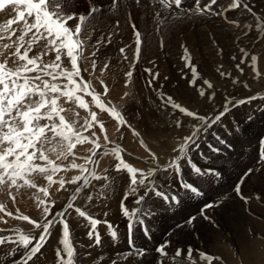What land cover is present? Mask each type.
Here are the masks:
<instances>
[{"label": "snow or ice", "instance_id": "1", "mask_svg": "<svg viewBox=\"0 0 264 264\" xmlns=\"http://www.w3.org/2000/svg\"><path fill=\"white\" fill-rule=\"evenodd\" d=\"M157 2L165 12H171L173 17L180 15V13L172 12V9L173 5L176 9H180L182 0H157ZM136 3H140V0H136ZM216 3L217 0H211L210 3L200 7V0H196L195 9H188L183 14L189 17L193 13L223 15L221 12H212V6ZM117 6L118 0H112V7L116 8ZM240 7L252 13V8L245 0H231L230 9ZM100 11L101 9L91 5L87 14L69 13L65 11V0H0V12H12L14 15V19H8L6 23L0 24V193L6 192L7 195L11 196L13 188L16 190L25 186L37 188V184L30 179L33 174L43 176L49 186L58 184L57 192L60 190L68 191L65 187L66 184L76 185L68 198V202L62 206L60 211H53L57 201L51 198L48 188L39 187V192L43 193L45 197V199L38 198L37 204V207L41 208L42 219L33 220L27 215L15 216V219L27 221L33 229L40 230V232L37 238L32 232H25L17 228L14 230V235L0 236V246L13 245L6 255L14 256L21 248L24 250L20 260L15 261L14 264H29L30 261H33L47 243L52 234V229L58 225L60 226L58 232L61 247L56 249L57 264H77V248L73 243L70 221L66 215L70 210L87 222L89 228L87 236L92 241L89 247L101 245L102 238L99 231L101 224L106 226L110 238L114 242L118 239V233L109 221L94 218L81 207L76 206L81 193L92 185L93 180L104 181L102 187L111 188L107 175H98L95 167L88 168L85 164L75 163L77 157L74 149L77 148V145L83 146L85 144L93 145L92 154L82 157V159L86 161V164L97 165L99 163L95 159L97 150L101 148L99 137L96 131H92L90 135H84V132L98 125L99 131L103 133L104 141L111 143L103 121L98 118L97 111L91 109L84 97H91V104L99 112H106L117 121V132L122 127H126L131 130L134 136H140L124 119L120 111L114 106H110V102L106 103L109 88L104 80H98L103 91L97 92L92 81L85 80L82 75V71H89L87 67L83 66L89 61L92 72H95L97 68L96 59H90L84 54V49L88 46L91 35L85 39H81V35L85 31L88 20L94 18L95 14ZM157 15L159 16L160 13L157 12ZM166 19L167 16L161 20V23ZM70 21L74 22V28L69 27ZM231 23L239 27V22L231 21ZM118 24L119 21H117ZM12 25H16V27L13 28ZM132 27L136 37L135 57L139 59L142 44L141 33L134 24ZM256 27H264V22L258 23ZM14 36L15 39H13ZM6 39L10 43H3ZM107 43H111L110 37ZM100 45L101 41L97 40L94 46L96 51L91 53V57L97 56ZM161 45L163 46V41H161ZM119 51L123 55L125 49L120 48ZM185 51L187 53V49ZM50 53H55V59L46 63L44 57ZM62 56H65L70 62V69L63 67ZM124 59L127 57L124 56ZM184 59L186 67L191 68L193 75V79L189 83L195 84L199 74L191 64L190 56L185 55ZM251 60L255 65L257 57L251 56ZM108 68L109 64L105 63L101 73ZM237 68H240L239 64ZM146 71L151 72V69ZM125 75L130 78L132 72L129 71ZM220 75L224 77L231 74L220 72ZM158 77L159 73H156L152 80L158 79ZM152 80L149 81L150 84ZM61 81H65V83H61ZM233 83H238V81L233 80ZM204 84L209 89L213 87L207 80L204 81ZM247 86L245 84V87ZM128 95L129 93H125V96ZM199 95L202 97L206 95L203 87L199 89ZM215 95L213 92L207 98L214 99ZM62 99L88 112V118L84 120L79 129L74 127L77 123L76 120L69 122L62 114L66 111L60 104ZM160 99L164 106L170 105L186 117H192L198 123H194L190 134L184 136L182 142L172 149L173 153L177 154L163 166L159 164L156 153L151 151L143 139H140L139 143L150 157L149 160L145 161L148 164L146 170L136 168L126 162L119 145L111 148L110 152L117 161L115 170L118 172L126 171L129 176L128 187L120 201L121 213L128 220V239L131 249L128 253L129 258L147 254L146 249L137 248L134 245L133 233L134 229L139 226L145 237L150 238L151 233L146 224V218L153 215L154 212L145 211L144 205L147 204L152 195L162 200L169 209H174L185 198L203 197L205 195L201 187L203 183L218 182L221 179V171L208 163L212 160V156L201 150L202 136L207 134L215 125L220 124L233 108L252 103L258 99V96L253 95L235 101L226 96L222 110L211 117L190 111L176 103L171 96L165 97L161 94ZM74 115L78 117L79 113H74ZM248 119L250 120L251 116ZM175 126L181 127V121L176 120ZM236 131H239L238 126H236ZM212 136L218 145H223L226 148L231 147V144L217 133H212ZM207 148L210 153L217 156L223 151L222 148L211 143H207ZM50 153L55 154V159L50 158ZM192 153L198 154L205 161V164H198L193 159ZM108 154L109 152L105 151L104 155ZM258 156L261 161H264V138L258 142ZM69 157H72V162L66 167L57 163L60 160L66 161ZM185 165L187 171H185ZM69 168L79 169L80 175L72 177L70 181H65L63 177L59 180L54 179L57 173ZM169 170L175 176L174 183L179 189L177 192H165L157 183L158 173L163 172L167 176ZM254 171V169L248 168L235 186L236 195L241 196L245 202L248 201V197L242 195L241 183ZM100 196L103 197L104 193H100ZM12 199L15 200V197ZM129 199H132L135 205L131 209L126 205V201ZM93 201V194L87 192L84 202L91 204ZM219 206L220 201H206L197 214L188 216L184 221L178 223L176 228H194L199 219L207 220L210 224L215 225V221L208 213L209 210ZM3 210L4 205L0 204V211ZM8 215L12 216L13 214L9 212ZM104 215L107 216V213ZM2 219L3 217H0V220ZM4 223L7 221L5 220ZM170 244L171 239L161 243L156 247V252L161 256H167L166 249ZM191 253L192 249L189 247L186 253L189 258H191ZM182 254H185V250L177 248L173 260ZM202 256L208 261V264H211V259L207 254H202ZM113 264L116 262L113 261ZM159 264H164V262L160 261Z\"/></svg>", "mask_w": 264, "mask_h": 264}, {"label": "rangeland", "instance_id": "2", "mask_svg": "<svg viewBox=\"0 0 264 264\" xmlns=\"http://www.w3.org/2000/svg\"><path fill=\"white\" fill-rule=\"evenodd\" d=\"M69 1L70 0H65V11L69 13L76 11L75 8H77L76 11L77 14L80 13L87 14L88 8L91 5H94L98 9H101L100 12H97L95 14L94 18H90L88 20L85 26V31H83L81 35V39H85L89 35H91V39L88 40V46L85 47L84 49V54L90 57V59H96L97 68L95 72H92L91 63L89 61L83 65L84 67H87L89 71L88 72L82 71V75L84 76L85 80L92 81V84L97 92L103 91V87L102 85L99 84L98 80L99 79L104 80V82L108 85L109 88V95L106 97V103L110 102V106H114L118 111H120L124 119H126L128 123L131 124L132 128H134L140 134V136L139 137L134 136L131 130L126 127H122L120 131L117 132L116 130L117 121L108 113L99 112V110L96 109L95 106L91 104V97L85 96L84 99L89 103V106L93 111H97L98 115L101 114V116L99 115L98 118L103 121L107 134L109 133L111 128L113 129V126L115 127V129H113L115 132L112 131L113 134L110 131L111 136L113 135L111 139L112 141L110 140L112 142L111 145L118 143V145L121 146L123 144L125 148L121 146L122 156L123 157L126 156L124 157V159L136 168L138 167L140 169L146 170V167L141 168L139 166L134 165L136 163L133 162L131 163L130 161H128L129 159H127L126 154H129V152L131 151L133 152L134 148L135 149L138 148L139 150L142 149L140 150L141 153L145 152V148L141 147L139 143L140 139H143L145 144H147L148 147L150 148L148 142H152L155 144L154 142L155 138H157V136L160 135V137H158L160 139H157V146L160 147L157 149L160 150L161 152L164 151V153H167L168 147L170 145L169 139H167V137L171 136V134L169 131L164 130L166 129L165 125L171 123L174 130L176 128L178 129L179 132H182L181 130H183V132L185 133L183 134V137L185 135H189V132L186 133L184 130V128L187 126L185 124L188 122L187 119L188 117H186L183 113L179 112L178 110L173 109L170 105L164 106L163 101L160 99L161 94H163L165 97L171 96L176 103L181 104L183 107L189 109L190 111L199 112V113L206 112L210 106L220 105L219 104L220 102L221 104L224 103V99L228 93L227 90L232 87L233 88L240 87L243 90H245L244 92L246 94L245 95L246 98L253 95L258 96L259 98V96L264 95L262 94V92H264L263 90L264 71L259 69L262 65L264 66V63L261 66H257L256 64L255 66L253 65L251 60V56H256L257 59L258 57H260V61L264 62V45H263L264 42L262 43V41L258 39L259 37L256 36L254 38L251 37L254 34L251 31L256 29L255 27H253L251 31L248 30L247 32L246 30L247 33L246 32L244 34L240 33V35L238 34L239 36H236V34L235 35L231 34L228 31V25H226L227 23L229 24L231 23V21H233L230 17V14L238 11H241L242 13H244V15L246 14V16L243 18L245 22L246 21L252 23L255 22L256 24L264 22V9H263L264 0H245V2L252 8V13L246 12V10L243 7H240L241 9L240 8L230 9L229 5L231 3V0H217V3L212 6V12L213 13L221 12L223 13V15H219V16L199 15L193 13L191 17L184 15L183 11L185 13L189 8L195 9L196 0H182V6L180 9H176L175 5H173L172 12L180 13L178 17H173L171 12H165L160 7L157 0H140V3H136V0H118V6L116 8L112 7V0H82L81 4H79L78 2L73 4V0H71L70 2ZM210 2L211 0H200V7H203L204 5ZM157 12L160 13L159 16L157 15ZM165 16H167V19L164 20L163 23H161V20ZM117 21H119L118 25H117ZM236 22H238V20H236ZM133 24L136 26V29L140 31L142 38L141 52L139 59H136L135 57L136 37L134 35V30L132 27ZM109 37L111 38L110 44L107 43ZM6 40H4L3 43L6 42ZM97 40L101 41L98 54L96 57H91V53L93 51H96V48L94 46L96 45ZM161 41H163V46L161 45ZM120 48L125 49L123 55L119 51ZM185 49H187V53ZM254 49H257L260 52H256L254 51ZM256 53L259 55L257 56ZM260 53L262 55H260ZM185 55L190 56L191 64L196 68V71L199 74L198 80L195 84L189 83V81L193 79V75L191 68L186 67V61L184 59ZM124 56H126L127 59H124ZM46 57L47 58H44L45 62H50L55 59V56L53 57L54 59L50 56H46ZM64 58L66 57L64 56ZM65 61H63L64 62L63 67H66L68 64L70 65V62L68 60L66 62ZM105 63L109 64V68L107 70H104L103 73H101V69H103ZM65 64L67 65L64 66ZM238 64L240 65V68H237ZM69 65L67 66L68 68H70ZM147 69H151V72L146 71ZM241 69H243V71H241ZM129 71L132 72V76L130 78L125 75V73ZM220 72L230 73L231 75L222 77L220 75ZM248 72H250V74L254 73L255 76L253 75L251 78H249ZM156 73H159L158 79L152 80L153 75H155ZM150 80H152L151 84L149 83ZM205 80L209 81L213 85L211 89L207 88V86L204 84ZM233 80L238 81V83H233ZM245 84H247L248 86L256 85L259 90H263V91H257L256 89H251L248 86L247 89V87H245ZM201 87H203L205 90L206 95L204 97L199 95V89ZM246 89L248 90V92ZM213 92H215L216 94L215 98L208 99L207 97L211 96ZM125 93H129V95L125 96ZM239 96L241 95L237 94L236 96L234 94L232 96H227V97L229 98L231 97L234 99L236 98L237 100H239L238 99ZM60 103L61 106L66 109V111L62 113L63 115H65L66 120H68L69 122H71L72 120H76L78 123H76V126L74 127L79 129L80 127L77 126L82 125L84 120L88 118V114L85 113L86 110L79 108L77 105L72 104L71 102H65L63 99L60 101ZM263 104L264 103L262 102H258V103L256 102L255 104L249 103V104H245V106L241 105L243 109L248 108L249 110H241L238 108H236L235 110L236 112H238L239 117H241L242 119L246 118L245 120L246 123V121L249 120L248 119L249 116H251V119H253L259 116V114L264 113ZM81 111L84 112V116L82 115L83 113ZM74 113H80L81 115L77 117L76 115H74ZM177 119L181 121V125H182L181 127L175 126V122ZM227 119L228 117H226V120ZM258 119H262V118H260L259 116ZM236 120L237 119L230 118L231 123L229 122V119L225 122L226 124L229 125V130H230V134H228L229 136H225V140H227L228 143L231 144L230 149L224 147L223 145H218L216 140L214 139L212 140V144L220 148L222 146L223 151L222 154H220L222 156L228 155L230 151H231L230 153L234 152L235 149L240 150L243 156L236 154L235 155L236 157L234 156L232 157V159L230 160L228 159V162L221 163V167H220L221 169L215 167L217 170L221 171L222 177L218 182L203 183L202 185L205 188L201 185L202 190L205 193L203 197L205 198L200 197L201 199L200 198L189 199V206H188V199L185 198L178 207L174 209H169L168 206L162 200L159 199L158 201L157 200L158 198L156 199L155 197L154 199L153 198L154 195H152L148 200L146 206L144 205L146 207L145 210L147 211L151 210L154 212L155 210L153 214L154 216L151 215L147 217L148 220L146 218V224L148 225L151 233L150 238L145 237L143 231L139 226H137L134 229V233H133L134 245L137 248L144 247V249L147 250V254L144 256L136 255L135 257L132 256L131 259H129L128 253L131 251V249L128 243L129 242L128 222L124 223L120 227L118 226L119 218H125L120 210V201L123 197L125 190L127 189L126 187H128L129 176L126 173V171H120L121 175H125L123 181L120 182L118 178L109 180V183L111 184L110 189L103 188L102 185L105 182L102 181L99 184H96L97 185L96 188L98 191L94 189L90 190V192L93 191L98 195L96 196V199L98 200L99 203L105 202L108 205H110L109 210H107V212L110 214V216H112L111 223L113 227H115L114 230H116L118 233V239L115 242L112 239H111L112 241L110 240V248L112 250H109L110 248L108 249L106 244H104L105 242H102V247L96 250V253L98 255L97 260L99 261V264H102V262L103 264H113V261H115L116 264L119 263V261H130L133 262V264H159L160 261H163L164 263L167 262L165 256L162 257L156 252V247L161 243L168 241L167 239L169 238H167V236L164 237V234L166 235H168L169 233L174 234L175 232L177 234L178 229L176 230L175 226L178 223L184 221L186 217H188V215L190 216L188 212H190L191 215L197 214L200 207H202L206 201L213 200L214 197H217L214 198L216 199L214 201H220V205H223L222 202L225 203L230 200H231L230 202L232 201L234 202L235 199L234 197H232V193L235 194V186L237 182L240 181L241 177H243L244 172L247 171L246 169L252 168L255 171L249 177L245 178L241 183L242 194L248 189L251 179H254L253 176L258 175L261 172V168L257 167L255 162L258 157V142L260 141L261 138H264V133H263L264 129L262 127H258L253 131L246 130V134L251 140L247 142L245 145L244 143L241 142L242 146L236 147L233 141L228 139L229 137H232L234 135V134L232 135L231 130L233 129L232 126L233 124L236 123L235 122ZM262 124H263L262 121L258 122V125H262ZM220 125L217 126V130L215 133L218 132V135L221 134L220 136L223 137L222 134H225L227 130V125L226 126H224L225 124L221 125L222 129L224 127L223 130L226 129L225 131L221 130ZM98 127L99 126L97 125L94 129H92V131L93 130L96 131L97 133L100 134L101 138H103V133L101 134ZM253 127L254 126L252 127L248 126V129H251ZM108 128H110L109 131ZM92 131L90 129L87 132H89L90 134ZM241 131L239 130L238 132H235V135L239 134L238 136L240 135L242 136L243 131L242 132ZM255 132L257 133V135ZM143 135L145 136L143 137ZM113 138L114 140L117 139L115 140L117 143L113 140ZM182 139L183 138H181L180 140L181 142ZM204 139L205 138L203 137L200 143ZM163 146L165 149L163 148ZM162 148L164 150H161ZM151 151L154 152L153 149H151ZM244 154H245V158H244ZM75 161H76L75 163L80 164V161L77 160ZM259 162H261L260 159H258L257 163ZM160 165L162 166V164ZM186 168L187 166L185 165V169ZM117 173L119 172L117 171ZM171 174L172 172L171 170H169V175ZM98 175H102V174H98ZM260 175H262V173ZM30 178H35V180H37V177L33 175ZM158 179L162 180L161 177L160 178L157 177V180ZM94 182L96 183L95 180ZM157 183L159 184L161 183V181H157ZM227 184L230 186H228ZM161 185L163 186V184H160V187ZM173 185H175L174 182L169 187L164 185L161 188L163 190H166L165 192H171L169 191L171 189L172 191L173 189L178 191L179 189L176 186L171 188ZM44 187L48 188V185L47 186L45 185ZM65 187L68 189V191H65V196L69 197L71 192L76 187V185L66 184ZM123 187L125 188L124 190ZM222 187L227 188V190L226 189L223 190ZM102 190L105 192H103ZM48 191L50 193L49 188ZM100 193H104V196L101 197ZM50 194H51V198H53L52 193ZM42 197L45 198L44 195H42ZM96 199H94V201H96ZM156 200L157 202H154ZM128 201H130V199ZM126 205L129 207V209H131L134 203L127 202ZM147 205H150L148 206L149 208L147 207ZM188 207L190 210L188 209V212H186ZM194 207L197 208L199 207V208L197 209ZM171 214L173 215L174 218H172ZM177 214L179 218L177 217ZM152 217H154L155 220L157 221H155ZM164 218L166 220L167 218L168 219L170 218L172 220L169 219L166 221L164 220ZM174 219H176V222L174 221ZM149 222L152 223L149 224ZM153 223L155 224V226L153 225ZM171 229L173 230L170 231ZM158 232L160 234H158ZM163 232L165 233L163 234ZM155 238L157 240H155ZM103 239L104 238H102V240ZM208 247L210 246L208 245ZM236 247L240 249L238 243L236 244ZM117 251H120L119 252L120 254ZM166 251L168 252L167 256L170 257V261L172 259V261L183 263V260L182 259L180 260V258L178 257L175 258V260H173L174 257L173 255L175 254V250H173V248H169ZM181 256L184 255L182 254ZM93 259L94 258L91 257L90 261H92ZM231 263L235 264L234 261H232ZM240 264H245V262L241 261Z\"/></svg>", "mask_w": 264, "mask_h": 264}, {"label": "bare ground", "instance_id": "3", "mask_svg": "<svg viewBox=\"0 0 264 264\" xmlns=\"http://www.w3.org/2000/svg\"><path fill=\"white\" fill-rule=\"evenodd\" d=\"M81 1L82 0H73V4H75L77 2L79 4H81ZM75 10L77 11V8H75ZM76 11H74V12L77 13ZM258 11H260V10H258ZM246 12H247V10H246ZM183 13H184V11H183ZM245 16H246V14L244 15V13H242L241 11L233 12L232 14H230V17H231V19L233 21L238 20L239 27H237L233 23H229V24L227 23L226 25H228V31L231 34H234V35L236 34V36H239L240 33L241 34H244L246 32V30L248 32V30L251 31V29L253 27H255L256 29H254V30L251 31L254 34L252 36L250 34V36L252 38H254L255 36L256 37H259L258 39L261 40L262 43H263L264 42V27L257 28L256 27L257 24L255 22L254 23L248 22V21L245 22V20L243 19ZM8 19H14V15H13L12 12H8V13L0 12V24L6 23V21ZM243 20H244V22H243ZM74 26H75L74 25V22H71L70 21L69 22V27H73L74 28ZM12 27L15 28L16 25H12ZM17 34H19V33H17ZM13 39H15V36L13 37ZM4 43H10V41L6 40V42H4ZM259 45H257V46H259ZM257 49H259V48H257ZM257 49H254V51L260 52ZM258 55L259 54H257V56ZM260 55H262V54L260 53ZM48 56H50V57L53 58L55 56V53H50ZM44 58H47V57H44ZM65 60H66V58H64V56H62V61H65ZM67 63H69V62H67ZM263 63L264 62L260 61V57H258L257 61L255 62V64L257 66H261ZM66 65L67 64H65L64 66H66ZM259 69L262 70V71H264L263 70L264 69V66L262 65ZM248 73H249V75H248L249 78H251L254 75V73L253 74H250V72H248ZM61 83H65V81H61ZM248 87H250L251 89H256L257 91H263L264 90V88H263V90H259L256 85H249ZM248 87H247V89H248ZM244 91L245 90H243L240 87H235V88L232 87V88H229L227 90V92H228L227 93V96H232L234 94L237 96V94H239L241 96H239L238 99H244V98H246V96H245L246 94H245ZM247 92H248V90H247ZM262 94H264V92H262ZM230 99L232 101L237 100L236 98L234 99V98H231V97H230ZM256 102L257 103L258 102L264 103V95L259 96V98L256 99L255 102H252L251 104H253V103L255 104ZM219 104L221 106L220 105L210 106L206 112H202V113L196 112V113H198L199 115H205V116H209V117L214 116L215 114H217L219 111L222 110L223 103L221 104V102H220ZM229 106L231 107V105H229ZM236 108L241 109V110H249V109L248 108L243 109L242 106L235 107L226 116V117H228L229 122H230V118L231 119L232 118L233 119H237L235 121L236 123L233 124V126H232L233 129L231 130L232 131V135L233 134L234 135L232 137H229L228 139L229 140H232L233 143L236 145V147L237 146L238 147H241L242 146L241 142L244 143V145H245L247 142H249L251 140L248 137V135L246 134V130H252L253 131V130L257 129L258 127H262L264 129V126H263L264 125V113L259 114L260 118H262V119H258L259 116H257V117H255L253 119L247 120L246 123H245L246 118H243L242 119L241 117H239L238 112H236V110H235ZM69 113H71V112H69ZM82 113H83L82 115L84 116V112H82ZM85 113L88 114L86 111H85ZM80 115L81 114L79 113V116ZM99 115L101 116V114H99ZM85 117H87V116H85ZM226 117L223 118L222 122L220 123L221 125L222 124L223 125L225 124L224 126L227 125V130L225 129L226 130L225 134H222V136H223L222 138H224V139H225V136H229L228 134H230L229 125L225 123L228 120V119L226 120ZM175 119H176V117H175ZM187 119H188V122L185 124L187 126L186 127L184 126L185 127L184 130H185L186 133L189 132V134H190V132L192 130V125L194 123H198V122L195 121L192 117H188ZM260 121L263 122L262 125H258V122H260ZM220 124L215 125L212 129H210V131L207 134H203L202 138L204 137L205 139L201 142V150L203 152L207 153L209 156H212V160L210 162L208 161V163L214 165V167H217V168H220L221 167V163L228 162V159L229 160L232 159V157H234L236 154H239V155H242L243 156L242 152L240 150H237V149H235L234 152H232V153H230L231 152L230 151L228 153V155H226V156L220 155V154H222V152L218 156L217 155H213L212 153L209 152V150L207 148V143H211L212 144V140L214 139L213 136H212V133H215L216 132L217 126L220 125ZM238 124H240V125H238ZM221 125H220L221 130H223L224 127L222 129V126ZM74 126H76V124ZM80 126H77V127H80ZM236 126H238V128H239L240 131L241 130L243 131V132L241 131L242 134H243L242 136L241 135L238 136L239 134L235 135V132H238V131H236ZM248 126H250V127L254 126V127L251 128V129H248ZM165 127H166V129H164V130L169 131L170 134H171V136H168L167 137V139H169V144H170L169 147H168L167 153H164V151L161 152L160 150L157 149V148L160 147V146L159 147L157 146V139H160V138H158V137H160V135H158L157 138H155V140H154L155 144L152 143V142H148L150 148L153 149L154 152L156 153V155L158 157L159 164H162V166L165 165V164H167V163H169L171 161V159L173 158V156L177 154V153H173L172 149L174 147H177L179 145V143H181L180 140H181V138H183V134H185L183 132V130H181L182 132H179L177 128H176L177 130L176 129L174 130L171 123H168V125H165ZM110 128H111V126H110ZM110 128H108V131H109ZM230 128H231V126H230ZM111 129H110V131L113 134V132H115L113 130V129H115V127L113 126V129L112 130ZM225 130H223V131H225ZM91 131H92V129H91ZM110 131L108 133V135H109L108 136L109 137V141L113 137V135L111 136ZM250 133H251V131H250ZM96 134L99 137V143L101 144V148L97 150V155L95 157V159L98 160L99 163L97 165L86 164V161L84 159H82V157L91 156V154H92L91 153V149L93 147V145H91V144H85L83 146L77 145V148L74 149V152L76 153V157H77L76 160L77 161H80V164H85V166L88 167V168L95 167V170H96L97 174L107 175V176H109V180L114 179V178H118V180L120 182L123 181V179L125 178L124 177L125 175H121L120 172L117 173V171L115 170L114 162L116 164V161H115L116 158L114 159L115 156H113L111 154V152H110L111 148H113L114 146L118 145V143L115 141L117 139L114 140V138H113V140L117 144L111 145L112 142L111 143H108V142L104 141L103 138H101V136H100L99 133L96 132ZM217 134H218V132H217ZM84 135H90V134H89V132H84ZM256 135H257V133H256ZM144 136L145 135H143V137ZM150 139H151V137H150ZM115 142H113V143H115ZM167 144H168V142H167ZM121 146H123V144ZM121 146H119V147L122 148ZM164 146H163V148H164ZM163 148L161 150H164L165 149V148L164 149ZM221 148H222V146H221ZM131 149H133V148H131ZM131 149H129V150H131ZM133 150H134L133 152L131 151V152H129V154H126L127 155V159H129L128 161H130L131 163L132 162L133 163H136V164H134L136 166H139L141 168L142 167H146V169H147L148 164H146L145 161L150 159L148 152L145 150L144 153H141L140 150H142V149L139 150L138 148H136V149L134 148ZM105 151H108L109 154L108 155H104ZM49 155H50V158L55 159V154L50 153ZM124 157H126V156H124ZM192 157H193V159L198 164H200V165H204L205 164V161L203 159H201L198 154L192 153ZM244 158H245V154H244ZM258 159H259V156L257 157V160H256L255 163H256V166L257 167L261 168L260 174L262 173V175H260V174L254 175L253 176L254 179H251L248 189L242 194L243 196L248 197V201L247 202H245V200L241 196H237L236 193L235 194L232 193V197H234V199H235L234 202L233 201L230 202L231 200L230 201H227L225 203L222 202L223 205H220L219 207H216V208H213V209L209 210V215L215 221V225L210 224L207 220L199 219L198 221H196L194 228H192V227H185L183 229H178L177 234L175 232L174 234L172 233L171 235H169L170 233L168 235L164 234L166 231L163 232L164 237L167 236V238L171 239V244L169 245V247L167 249L173 248V250L176 251V249L180 247V248H182V249L185 250V254H183L184 256L178 257V258H180V260L181 259L183 260V263H178L176 261H172V259L170 261V257L165 256L167 262H165L164 264H208V261H206L203 258L202 254H207V256L211 259V264H232L231 263L232 261H234L235 264H240L241 261L242 262H245V264H264V161H261L260 160L261 162L257 163ZM70 160H72V157H70L66 161L65 160L57 161V163L62 164L63 166L66 167L67 165H69L72 162ZM244 161H246V160H244ZM259 164H260V166H259ZM242 166H243V164H242ZM105 169L107 170L106 172H105ZM185 171H187V168L185 169ZM77 175H80L79 169H71V168H69L66 171L65 170H62L59 173H57L56 176L54 177V179L59 180L61 177H63V179L65 181H70L72 179V177L77 176ZM33 176L37 177V180H35V178H30V179L34 183H36L38 185V187H44L45 185L46 186L48 185L47 180L43 176H41L39 174H37V175L33 174ZM157 177H159V178L161 177V179H162V180H159V179L157 180V181H161V183H159V186H160V184H163V186L165 185V186H168L169 187L175 181L174 174L165 176V174L163 172H160V173H158V176ZM92 182L94 183V185L92 183V185L88 189H86L84 192L81 193V195L78 198V201L76 203V206L81 207L82 210H85L86 212H88L89 214H91L94 218L100 219L102 221L103 220H107V221H109L111 223L112 216H110V214L107 212V210H109L110 205H108L105 202L104 203H99L98 200L96 199V196H98V195L95 192L91 191V193L93 194L94 199H96V201H93L91 204H88V203H85L84 202L87 192H90L91 189H94V190L98 191L97 188H96V186H97L96 184H99L102 181H96V183H95L94 180H93ZM163 186L161 185V187H163ZM174 186L175 185H173L171 188H173ZM228 186H230V185H228ZM38 187L37 188H30V187L25 186V187H21L19 190H15V188H13L11 190V196L7 195L6 192L0 193V204H3L4 205V210L3 211H0V217H3V219L0 220V230H2V231H0V236H11V235H14V230L17 229V228H19V229H21V230H23L25 232H32L38 238V235H39L40 230L33 229L31 227V225L27 221L15 219V216H17V215H27V216H29L33 220H41L42 219L41 208L37 207V204H38V198L39 199H45V198L42 197L43 193L41 194L39 192V188ZM58 187H59L58 184H53L51 186L48 185V188L50 190V193H52V197L54 199H56V201H57L56 206H55V208L53 210L54 212L55 211H60L61 208H62V206L68 202V198H69V197H66L65 196V191L64 190H60L59 192H57L56 189ZM222 188H223V190H225V189L227 190V188H224V187H222ZM124 189L125 188L123 187V190ZM168 190H169V188H168ZM120 191H121V189H120ZM164 191H166V190H164ZM169 191H171V192L175 191L176 192L177 190L173 189V191H172V189H171ZM209 191H207V192H209ZM103 192H105V191H103ZM114 193H115V191H114ZM210 195H212V194H210ZM215 195H213V196H215ZM206 196H207V194H206ZM12 197H15V200H13ZM153 198L155 199V196ZM202 198H205V197H202ZM214 198H217V197H214ZM214 198H213V200H216ZM157 200L159 201V199H157ZM157 200L154 201V202H157ZM127 202L130 203V202H133V200L130 199V201H126V203ZM194 205H196V204H194ZM132 206L134 207L135 205H132ZM148 206H150V205H147V207ZM188 206H189V199H188ZM184 208H186V207H184ZM194 208H197V207H194ZM145 209H146V207H145ZM188 209H189V207L187 208V211L186 212H188ZM145 211H147V210H145ZM167 211H168V209H167ZM9 212H11L13 215L12 216H9L8 215ZM154 212H155V210H154ZM104 213H107V216H105ZM188 213L191 215L190 212H188ZM66 215H67V217H68V219L70 221V232H71L72 240H73L74 245L77 248V254H78L77 255V264H99V261L97 260L98 255L96 253V250H98V248L102 247V243H101V245L99 247H97L95 245L89 247V245L92 244V241H90L88 239V236H87V231L89 230L88 225H87V222L83 218L78 217L74 213V211H72V210H70L69 213H67ZM175 215H176V213H175ZM186 215H188V214H186ZM164 217H165V215H164ZM177 217L179 218L178 214H177ZM152 218L155 220L154 217H152ZM172 218H174L173 215H172ZM169 219L167 218V220H169ZM5 220L7 221V223H4ZM147 220H148V218H147ZM164 220H166V219L164 218ZM170 220H172V219H170ZM149 221H151V220H149ZM155 221H157V220H155ZM174 221L176 222V219H174ZM179 221H180V219H179ZM126 222H128V220H127L126 217L125 218H119L118 226L120 227V226H122ZM150 223H152V222H149V224ZM173 224H175V223H173ZM153 225L155 226L154 223H153ZM59 227L60 226L58 225L57 227H54L52 229V234L48 238V241L45 244V246L42 248L41 253L38 254V256L36 258H34L33 261H30L29 264H57V261H56V249L59 248V247H61V245L59 244V232H58V228ZM113 228L115 229V227H113ZM175 229L177 230V228H175ZM163 230H166V229H163ZM172 230L173 229H171L170 231H172ZM99 231H100V234H101V238H104L102 240V242H105L104 244H106V246L109 249L110 248V240H111V238L109 236L108 229L106 228L105 225L101 224L99 226ZM159 232H158V234H160ZM240 237H241V239H240ZM156 238H155V240H157ZM169 239H167V240H169ZM82 241H84V242H82ZM237 243H238V246L240 247V249H238L236 247V244ZM208 245L210 247H208ZM155 246H157V245H155ZM183 246H186V247H183ZM12 247H13V245H10V244H5L3 246H0V264H14L15 261L20 260V257H21V255L23 254V251H24L22 248L14 256H8V255H6V253L9 252V250ZM147 247H150V246H147ZM189 247H191V249H192L191 258H189L187 256V254H186L187 253V249ZM114 249H115V247H114ZM109 250H112V249L110 248ZM150 250H152V249H150ZM120 251H117V252L119 253ZM91 257L94 258L92 261H90V258ZM116 258H117V256H116ZM129 259H131V258H129ZM102 264H103V262H102ZM117 264H133V262H130V261H119V263H117Z\"/></svg>", "mask_w": 264, "mask_h": 264}]
</instances>
